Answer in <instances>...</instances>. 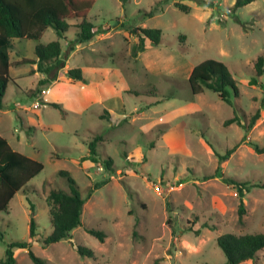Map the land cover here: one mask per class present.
Instances as JSON below:
<instances>
[{
    "label": "rangeland",
    "instance_id": "374dc122",
    "mask_svg": "<svg viewBox=\"0 0 264 264\" xmlns=\"http://www.w3.org/2000/svg\"><path fill=\"white\" fill-rule=\"evenodd\" d=\"M235 1L97 0L88 15L98 31L92 41L69 51L78 20L64 37L52 28L43 33L42 44L60 41L66 67L39 87L47 93L40 109L34 108L40 72L26 74L33 63L14 68L24 75L9 83L3 99L0 135L44 169L0 213V264L8 243L30 241L31 219L38 241L51 233L47 196L51 189L70 192L60 171L69 172L86 203L69 239L46 248L33 242L46 264H225L219 235L264 234V154L253 147L264 146V93L249 85L264 52V0L236 10ZM153 28L162 31L160 44L146 41L134 53L138 30ZM14 41L12 58L22 49L37 60L38 42ZM207 59L224 63L237 81L240 96L231 93L232 104L207 88L191 91L190 70ZM76 68L86 83L69 81L68 70ZM236 115L241 126L225 124ZM95 137L97 164L82 160ZM108 157L112 173L102 163ZM221 174L251 186L242 223L241 198ZM89 229L105 232V241ZM78 246L94 258L79 255ZM14 253L15 264H34L25 249ZM241 264H264V249Z\"/></svg>",
    "mask_w": 264,
    "mask_h": 264
},
{
    "label": "trees",
    "instance_id": "16d2710c",
    "mask_svg": "<svg viewBox=\"0 0 264 264\" xmlns=\"http://www.w3.org/2000/svg\"><path fill=\"white\" fill-rule=\"evenodd\" d=\"M97 0H0V110L3 107V99L6 95L7 87L13 79L10 76V51L13 48L15 39L40 41L43 33L52 28L59 38L64 37L72 25L71 20H78L76 28L78 30L76 38L69 42V51H73L77 45L85 44L92 41L97 35L96 26L88 21V15ZM255 0H236L233 8L244 7ZM176 8L182 12L188 13L189 6L176 3ZM137 43L134 47V53L142 52L145 49L146 41L152 46L160 44L162 31L161 29H139ZM37 60H22L19 64L33 63L37 65L35 72L44 74L45 78L38 82V87L34 91V96L42 91L39 87L45 86L58 80L59 72L66 67V62L61 59L62 47L59 40L51 41L47 44L38 42L34 48ZM256 78L249 83L250 86H259L264 93V86L258 78H264V52L254 63ZM67 75L73 82L86 83L79 68L70 69ZM188 84L194 95L200 94L204 89H210L217 93L218 98L228 104H232L231 93L238 98L240 90L237 81L229 71L227 66L217 60L207 59L192 68L188 76ZM53 107L59 108L56 103H51ZM264 106V94L261 100ZM107 113V112H105ZM108 114V113H107ZM256 114L248 126L249 130L255 119ZM104 118V114L100 116ZM237 123L241 126L240 118L236 115L225 122L226 125ZM98 140L95 137L87 144L88 155L93 163H99L97 158ZM254 150L259 154H264V146L253 145ZM235 151V148L228 150L227 158ZM107 172L114 171L113 160L108 157L102 161ZM44 165L26 155L14 150L6 138L0 135V213H7L10 203L15 195L42 172ZM59 174L68 181L70 192L51 189L47 196V203L50 208L52 231L38 241L36 234L37 224L34 219L30 222V241L10 242L6 246L5 258L1 264H15L14 249H25L34 264H46L40 257L32 251L33 242H40L43 247H49L52 244L62 240L69 239L71 232L82 225V215L85 207V199L82 198L79 189L67 171H60ZM222 181L237 191L241 198L238 208L239 222L245 214L243 197L249 192L251 186L248 183L240 182L235 179L224 177L221 174ZM30 204V203H29ZM33 211V205L30 204ZM88 233L98 238L101 242L106 239V233L101 230L89 229ZM3 235L0 234V240ZM218 246L221 248L226 257L225 264H241L243 262L254 260L261 250L264 249V234H242L232 233L219 235L217 238ZM77 252L82 257L94 258L91 249L78 246Z\"/></svg>",
    "mask_w": 264,
    "mask_h": 264
},
{
    "label": "crops",
    "instance_id": "0c3cea01",
    "mask_svg": "<svg viewBox=\"0 0 264 264\" xmlns=\"http://www.w3.org/2000/svg\"><path fill=\"white\" fill-rule=\"evenodd\" d=\"M69 23H70V21H69ZM70 24L72 25V23H70ZM76 24H78V23H76ZM77 32H78V31H76V34H77ZM13 45H16L15 41L13 42ZM79 46H80V45H77L76 47H79ZM15 51H17V50H15ZM11 54H12V49H11V51H10V61H11L10 76H11V78H12L13 81H14V79H17L18 77L24 75V74H22V73H20V72H18V71H15V73H13L14 68H16V67H18V66L21 65V64H16V63H17L18 61H22V60H24L25 58H26V59H29V60H33V59L26 57V56L24 55V52H23L22 49H21L20 51H17V53H14V54H15V58H12V57H11ZM193 67H194V66H192V68H193ZM192 68H191V70H192ZM36 69H37V66H36V64H34V67H33L30 71L26 72V74L34 73V74L36 75V74H38L37 72H35ZM191 70H190V72H191ZM26 74H25V75H26ZM189 74H190V73H189ZM82 75H83V73H82ZM38 77H39V78H38V82H39L41 79L45 78L44 74H42V73H40ZM83 77H84V76H83ZM84 79H85V78H84ZM69 81H70L72 84H74V82H72V80H71L70 78H69ZM38 82H37V83H38ZM7 88H8V87H7ZM32 89H34V88L29 89V91L32 90ZM46 94H47V93H45L44 98H46ZM47 102H48V101H47ZM49 103H50V102H49ZM51 103H52V102H51ZM89 141H90V140H89ZM20 153H21V152H20ZM22 154H24V153H22ZM24 155H26L27 157H30V158H32V159H35V158H33L32 156H29V155H27V154H24ZM87 155H88V154L84 155V157L82 158V160H88L89 158H87Z\"/></svg>",
    "mask_w": 264,
    "mask_h": 264
},
{
    "label": "built area",
    "instance_id": "2783aa9c",
    "mask_svg": "<svg viewBox=\"0 0 264 264\" xmlns=\"http://www.w3.org/2000/svg\"><path fill=\"white\" fill-rule=\"evenodd\" d=\"M46 91L43 89L40 94L37 96V100L34 103V108L36 109H40L41 107H43V104H45L44 101V96H45Z\"/></svg>",
    "mask_w": 264,
    "mask_h": 264
}]
</instances>
